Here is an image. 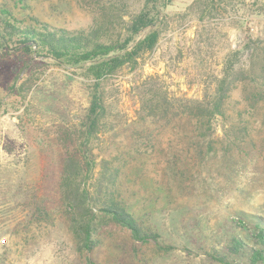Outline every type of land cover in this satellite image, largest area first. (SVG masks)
Returning <instances> with one entry per match:
<instances>
[{
  "label": "rangeland",
  "instance_id": "obj_1",
  "mask_svg": "<svg viewBox=\"0 0 264 264\" xmlns=\"http://www.w3.org/2000/svg\"><path fill=\"white\" fill-rule=\"evenodd\" d=\"M145 2L121 1L120 14L129 20ZM155 2L163 5L158 45L142 55L136 68L125 67L103 81L111 114L95 145L100 154L129 144V129L141 106L138 84L148 79L171 96L201 99L206 89L214 88L227 56L243 50L249 39L264 38V0ZM0 5L19 18L76 31L88 28L95 16L84 0H0ZM247 57L245 51L242 66ZM84 72L0 42V264L84 263L67 216L54 204L59 159L44 142L58 141L62 131L80 123L94 83ZM241 99L238 89L233 100ZM221 125L218 121L219 134ZM154 162L139 171L138 186L152 189L162 180L161 162ZM240 166L232 176L212 178L206 194L170 197L157 190L151 201L158 207L153 220L176 249H147L134 261L128 237L114 232L92 257L102 264H222L207 253L233 236L254 244L255 223L264 219V154H252ZM43 202L51 207L50 215L37 212Z\"/></svg>",
  "mask_w": 264,
  "mask_h": 264
},
{
  "label": "trees",
  "instance_id": "obj_2",
  "mask_svg": "<svg viewBox=\"0 0 264 264\" xmlns=\"http://www.w3.org/2000/svg\"><path fill=\"white\" fill-rule=\"evenodd\" d=\"M84 1L94 7L95 16L88 28L78 31L19 18L0 5V42L34 58L82 68L94 80L78 126L62 131L58 141L44 140L59 159L54 204L68 218L82 264H102L92 253L114 232L128 237L133 260L138 261L144 250L177 248L163 239L153 220L158 207L151 201L157 190L170 197L206 194L212 178L232 176L247 157L264 154V38L249 39L243 50L227 56L214 88L206 89L201 99L171 96L148 79L138 84L141 106L129 129V144L100 154L95 145L111 114L103 81L125 67L136 68L142 55L156 48L163 5L146 0L125 20L120 14L124 0ZM245 51L248 62L242 66ZM238 89L240 102L233 100ZM156 159L162 165V180L155 181L152 189L138 186L139 171ZM50 211L46 203H38L40 216ZM252 237L254 244L230 237L225 246L207 255L222 264H264V219L255 223Z\"/></svg>",
  "mask_w": 264,
  "mask_h": 264
}]
</instances>
